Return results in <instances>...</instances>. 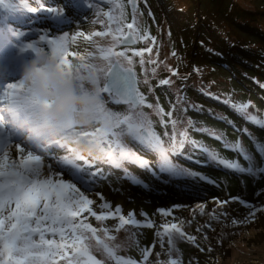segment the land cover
<instances>
[{
    "label": "rangeland",
    "instance_id": "obj_1",
    "mask_svg": "<svg viewBox=\"0 0 264 264\" xmlns=\"http://www.w3.org/2000/svg\"><path fill=\"white\" fill-rule=\"evenodd\" d=\"M10 2L11 8L23 7L21 0ZM26 2L29 6H37V0ZM44 2L46 7H61L64 10L58 16L46 12H24L21 16L20 13L8 10L7 6L0 8V85L18 81L22 63L34 55L31 50H21V38L16 35L17 31H27L26 20L29 16L33 18L32 26L40 31L47 29L53 35L68 32L70 36L77 32L89 35L106 30L108 21L104 13L119 15L117 4H123L125 31L126 24L133 20L128 0H90L94 4L92 8L88 0ZM136 22L140 34L147 30L150 37H155V41L137 38L133 45H118L115 50H126V55L132 56L131 67L136 74L137 88L146 97V103L154 106L159 104L163 108V119L168 122L167 127L161 125V117L154 109L145 105L143 111L149 115L165 146L171 143L170 136L173 132L169 121L175 120L177 140L180 139L179 133L187 130L189 139L214 150L220 158L238 161L243 167H247V162L238 151L224 146L225 143L231 145L239 140L256 165L264 166L254 143L264 145V128L244 118L246 114H255L264 119V87H261L264 85V0H146V3L144 0H137ZM34 38L38 39V36ZM92 40L103 46L112 43L111 37H92ZM148 47L152 49L150 53L144 52L142 57L134 55L133 50ZM69 50L87 55L88 52H95L96 48L91 41L77 37ZM173 52L175 55H172ZM211 54L231 61L228 66L215 64L208 57ZM68 58L73 64L79 63L71 56ZM141 58L144 60L143 65L140 63ZM88 63L105 70L108 66L105 60L99 58L89 60ZM121 63L124 67L130 66L124 58H121ZM172 69L178 74L173 75ZM81 74L87 77L88 71L81 69ZM162 79H169L171 84L160 85L159 81ZM103 99L107 109L121 114L129 112L128 105L112 103L106 94ZM248 102H251L252 107L245 114L237 113L231 106ZM168 112H172L171 118L166 115ZM189 121L192 123L189 124ZM8 123L6 122V128L10 126L9 131L18 137L7 149L8 156L10 160L19 162L21 154L17 152L15 144L26 145L23 153L26 156L35 147L34 144H27V139L36 133L30 129V113L27 109L10 114ZM99 126L95 124L84 131H92ZM213 131L222 135L223 139L217 140L209 135ZM165 132L168 136L164 135ZM123 142L129 149L151 162V170L141 169L128 162L123 165V168L128 169L129 177L134 175L144 184L132 183L125 177L123 169L97 160L92 171L101 169L103 175L96 179L85 195L94 202L91 207L98 214L114 212L120 206L121 214L126 218L131 212L141 225L150 220L153 227L126 224L117 231L118 216L97 221L95 217L85 214L87 222L97 228L102 239L107 240L103 231L105 228L109 230L108 235L116 237L114 241L107 240L109 244L121 245L116 249V255L141 264L142 250L150 249L146 264H169L170 259H179L180 264H264V211L257 212L255 218L247 223H232L233 220L244 221L249 217L250 209L241 200L256 207H264V175L251 176L225 168L210 160L199 147L194 148L186 143L183 155L171 157L173 163L200 173L206 179H200L199 176L177 179L166 174L154 176L156 155L130 137L125 136ZM34 154L42 156L44 178L55 176L60 171L57 160L66 153L53 149L51 156L40 151ZM189 155L191 159L186 158ZM217 171L225 176H220L219 183L215 184L209 172ZM63 178L67 180L69 177L64 175ZM180 180L186 185H196L191 188L183 187L184 183ZM193 189L196 199L185 201L183 193L192 192ZM232 197L239 199L232 200ZM217 201L227 203L218 206ZM104 203L111 207L101 209L100 205ZM198 204L204 205L203 214L196 207ZM159 209L170 210L171 214L165 216ZM214 209L219 219H213L209 215ZM173 223L180 226L187 235L195 236V245L180 238L171 227L169 231L173 233L174 248L169 245L167 235H157L158 232H164L162 225L171 226ZM205 225L210 227H202ZM200 227L202 231H197ZM46 238L53 237L49 235ZM90 243L95 245V241ZM92 253L97 259L103 260L104 264H115L102 251H97L95 246Z\"/></svg>",
    "mask_w": 264,
    "mask_h": 264
},
{
    "label": "snow or ice",
    "instance_id": "obj_2",
    "mask_svg": "<svg viewBox=\"0 0 264 264\" xmlns=\"http://www.w3.org/2000/svg\"><path fill=\"white\" fill-rule=\"evenodd\" d=\"M21 2L23 4L22 8H11L10 0H0V8L7 6L8 10L13 13H20L21 16L24 12L28 14L46 12L58 16L64 10L61 7H46L44 0H37V6H29L26 0H21ZM144 2L146 3V0ZM88 3L91 8L94 7L90 0H88ZM128 4L132 7L133 20L126 24V31L124 30L125 14L122 10L123 4H117L116 7L120 9L119 15H113L111 12L104 13L108 21L104 31H95L89 35L84 32H77L71 36L68 32H63L62 35H53L47 29L40 31L34 28L32 26L34 24L32 22L33 18L29 16L26 20L27 31L20 30L16 32L17 37L21 38L22 51L31 50L34 55L49 54L62 71L67 69L71 73L73 67H75V71L80 78L79 86L81 89L91 87L99 93L101 99L95 107L94 124L100 126L95 127L92 131L83 130L80 134L83 137L92 138L100 147L103 156L89 159L88 156L64 144L60 139L54 140L46 135L36 133V135L27 139V144H34L35 147L24 156L26 145L15 144L17 152L21 156L19 162L10 160L7 149L18 137L9 131L10 126L6 128L8 117L20 109H27L31 113L38 102L30 96L29 90L19 81L0 85V264H61V262L63 264H104L103 260L97 259L93 255V246L96 247L97 251H102L108 259L114 260L115 264H136L133 259H125L116 255V249L120 248L121 245H112L107 242V240L114 241L116 237L108 235L109 230L105 228L103 231L107 240L102 239L98 235L97 228L87 222V215H85L95 217L97 221H104L109 217L118 216L117 231L126 224L137 227H153L150 220L141 225L131 212L128 213L126 218L121 214L120 206H117L114 212L108 211L98 214L91 207L94 202L85 195L86 191L91 190L96 179L103 175L101 169L92 171L97 160H102L117 169H123L125 177L129 178L132 183L144 184L142 180L134 175L129 177L128 169L123 168V165L128 162L137 165L141 169L151 170V162L129 149L123 142L125 136L132 138L146 150L156 155L154 176L166 174L177 179L186 176H199L200 179H206L200 173L181 168L173 163L171 157L183 155L186 143L193 145L194 148L199 147L202 152L208 155L210 160L216 161L225 168L251 176L264 175V166L256 165L253 157L242 147L239 140L231 145L225 143L224 146L231 148L233 151H238L247 162V167H243L238 161L220 158L214 150L189 139L187 130L180 132V139L177 140L175 120L169 121L173 132L170 136L171 143L167 147L165 146L164 140L155 131L149 115L143 111L145 105L150 109H154L156 114L161 117V125L167 127L168 122L163 119L165 115L163 108L159 104L154 106L146 103V97L137 88L136 74L131 67L133 64L132 56H127L126 50H115L118 45L135 43L137 38L145 41L148 39L155 41V37H150L147 30L141 35L139 28L136 27L137 0H128ZM37 36L38 39H35L34 37ZM77 37H84L85 40L91 41L96 51L88 52L87 55L70 52V45L76 42ZM92 37H111L112 43L108 46L99 45L92 40ZM133 51L135 56L142 57L144 52L150 53L152 49L148 47ZM172 55H175V53L173 52ZM70 56L79 63L73 64L72 60L68 58ZM95 58L105 60L108 65L107 69L98 68L95 64L88 63L89 60ZM121 58H124L130 66L124 67ZM151 62L155 63V61ZM140 63L141 65L144 64L142 58ZM81 69L88 71L87 77L81 74ZM154 71L155 69H153ZM171 71L173 75L178 74L174 69ZM159 84L170 85L171 81L162 79ZM261 87H264V85H261ZM105 94L112 103L128 105L129 112L121 114L107 109L106 102L103 99ZM225 103H228V101H225ZM231 106L239 114H245L247 109L252 107L251 102L232 104ZM166 115L171 118L172 112H168ZM244 118L264 128V119L255 114H246ZM191 123L189 121V124ZM57 127L60 134L65 135L68 132L75 131L77 126L66 118ZM198 131L208 130L198 129ZM5 133H7V136H5ZM164 135L168 136V133L165 132ZM209 135L217 140L223 139L222 135H218L214 131L209 132ZM249 135L251 136L250 133ZM254 143L261 160L264 161V145L255 141ZM105 145L108 147L105 148ZM53 149L66 153L57 160L60 171L55 176L42 178V156L34 153L40 151L51 156ZM186 158L191 159V156L189 155ZM49 170H51V166H49ZM64 175L69 178L65 180ZM231 199L237 200L239 198L232 197ZM240 202L250 209L249 217L245 218L244 221L233 220L234 225L247 223L250 219L255 218L257 212L264 211V207H256L242 200ZM225 203L227 202L217 201L218 206ZM100 207L101 209H109L111 206L104 203ZM196 207L203 214L204 205L198 204ZM158 211L165 216L171 214L170 210L159 209ZM142 215L146 214L142 213ZM209 215L213 219H219L215 215V209ZM161 227L164 232H158L157 235L161 237L167 235L168 243L173 248L175 245L172 239L173 233L169 231L170 227L175 230V233L179 234L180 238L194 245L196 243L195 236L187 235L175 223L171 226L164 224ZM202 227H210V225ZM202 227L198 228L197 231H202ZM49 235L53 238H46ZM56 237H59V239H56ZM205 239H207L206 236ZM90 241H95V245ZM161 243H163L162 240ZM196 246L199 247V245ZM150 251V249L142 250L141 264H146ZM169 264H180V260L170 259Z\"/></svg>",
    "mask_w": 264,
    "mask_h": 264
},
{
    "label": "clouds",
    "instance_id": "obj_3",
    "mask_svg": "<svg viewBox=\"0 0 264 264\" xmlns=\"http://www.w3.org/2000/svg\"><path fill=\"white\" fill-rule=\"evenodd\" d=\"M18 81L38 102L30 113L31 131L60 139L88 157L103 156L92 138L80 134L84 129L94 127L95 107L101 98L94 88L81 89L75 67L71 73L67 69L62 71L49 54H35L22 63ZM66 118L77 127L75 131L61 135L57 126Z\"/></svg>",
    "mask_w": 264,
    "mask_h": 264
},
{
    "label": "trees",
    "instance_id": "obj_4",
    "mask_svg": "<svg viewBox=\"0 0 264 264\" xmlns=\"http://www.w3.org/2000/svg\"><path fill=\"white\" fill-rule=\"evenodd\" d=\"M234 48V47H233ZM235 49V48H234ZM207 56V55H206ZM209 57V59L211 60V61H214L215 62V64H218V65H221V66H225L226 64H227V66H228V64L230 63V61H229V59H227V58H222V57H219V55H217V54H211L210 56H208ZM209 174H210V177L213 179V181H214V183L216 184L217 182L219 183V180H218V178H221L220 176H225V174L224 173H222V174H219V172L217 171V172H209ZM180 181H182V180H180ZM183 182V181H182ZM221 182V181H220ZM184 183V182H183ZM194 185H196V183H193V184H189V185H186L185 183H184V186L183 187H190L191 188V186H194ZM193 192H194V189H193V191L191 192V191H185V193H183V195H185V201H194L195 199H196V196H194L193 195ZM179 201V200H178ZM179 202H183V200H180Z\"/></svg>",
    "mask_w": 264,
    "mask_h": 264
},
{
    "label": "water",
    "instance_id": "obj_5",
    "mask_svg": "<svg viewBox=\"0 0 264 264\" xmlns=\"http://www.w3.org/2000/svg\"><path fill=\"white\" fill-rule=\"evenodd\" d=\"M134 44V43H133ZM133 44H129V45H119L120 47H128V46H131V45H133ZM120 105H125V104H123V103H120Z\"/></svg>",
    "mask_w": 264,
    "mask_h": 264
}]
</instances>
